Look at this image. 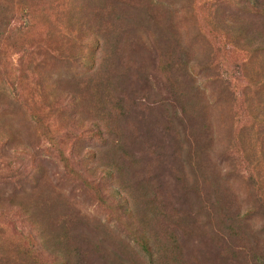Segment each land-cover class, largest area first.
Wrapping results in <instances>:
<instances>
[{
	"label": "trees",
	"instance_id": "1",
	"mask_svg": "<svg viewBox=\"0 0 264 264\" xmlns=\"http://www.w3.org/2000/svg\"><path fill=\"white\" fill-rule=\"evenodd\" d=\"M75 1L67 0L65 10L62 0H0V264H87L83 247L95 249L99 237L96 226L88 228L84 222L76 206L75 189L95 197L103 206L110 199L121 209L125 206L133 224L136 253L143 254L142 264H160L159 257L169 249L155 230V223L164 215L156 166L166 159L174 165L178 161L181 172L187 167L192 178L185 179L184 174L177 180L182 204L201 211L212 199L213 213L218 217L225 213L226 200L221 195L232 193L231 172L212 171L201 161L203 154L207 157L212 150L213 133L200 112L218 99L210 96L211 101L198 102L191 92L203 98L205 91L199 89L193 75L181 78L178 67L171 63L173 48H154L162 58L170 52L160 66L169 97L158 100L166 124V158L158 147L146 152L141 145L139 149L145 152L138 150L140 142H135L133 135L147 137L151 129L144 126L143 113L133 112L135 99H141L132 89L127 90L131 67H121L119 56L121 39H127L129 46L142 44L131 38L137 31L119 27L110 39L102 33L107 26L102 12L108 0H93L100 8L92 15L86 14L90 11L86 5L92 0H80L72 11ZM233 1L242 18L257 27L254 31L245 28L242 33L240 29L238 36L228 38L231 45L250 54L244 73H249L254 58L259 64L255 77L261 80L251 85L256 88L254 93L258 92L245 97L247 115L255 126L257 157L251 142L244 146L241 130L237 131L240 150L235 153L239 159H231L229 170L240 176V170H234L237 165L250 167L243 181L252 198L245 197L242 214L233 213L224 230L229 239L248 241L250 237L264 249V0ZM206 2L209 26L224 34L234 33L231 17L220 10L225 0ZM48 6L55 8V24L44 12ZM160 6L162 10L154 15H148L147 9L142 22L151 21V36L157 31L165 43L175 31L171 21L174 9ZM135 7L139 11L146 8L140 2ZM149 30L147 26L143 32ZM95 47L101 54L100 63H95ZM145 47L148 55L149 47ZM210 66L197 64L200 71ZM85 67L89 72L81 73ZM183 67L186 70L187 64ZM207 76L204 81L214 83L216 75ZM222 83L224 94L234 102L235 92L229 90L228 80ZM13 117L21 118L23 127L11 125ZM41 139L55 153L61 171L52 170V162L38 157ZM197 151L203 154L193 171V157L199 159ZM143 214L148 215L147 221L138 217ZM162 226L170 238L169 246L176 249L162 264H188L174 235L176 229L169 232L164 223Z\"/></svg>",
	"mask_w": 264,
	"mask_h": 264
},
{
	"label": "rangeland",
	"instance_id": "2",
	"mask_svg": "<svg viewBox=\"0 0 264 264\" xmlns=\"http://www.w3.org/2000/svg\"><path fill=\"white\" fill-rule=\"evenodd\" d=\"M54 1L58 2V0ZM79 1L74 2L72 11L75 10L76 3ZM138 2L146 8L139 11L135 7ZM205 3L207 4L206 0H108L102 12L105 17L104 23L107 25L105 32L102 33L112 39L115 33L119 32V27L130 33L137 31L134 34L132 33L133 37L131 38L139 39L142 44L149 47L148 55H146V47H143L142 44L129 46L127 43L125 44L127 39L124 38L120 40L122 43L119 45L121 47L119 54L121 56V67H123L122 64L131 67L128 72L131 86H128L127 90L132 89L131 92L141 99V101L135 99L133 112L143 113V116L146 117L144 126L151 129L147 137L133 135L134 141L140 142L137 147L138 150L151 152L154 147H158L161 149L163 157H165L164 153L166 154V145H168L163 130L166 126L163 109L158 106V100L169 97L166 93L168 84L165 85L162 79L165 73L161 71L160 66L164 65V59H168L167 55L170 52L167 50L163 59L162 54L159 53L160 50L154 48H173L175 52L171 58V63L173 62L175 67H178L181 78L187 73L193 75L199 89L205 91L203 98L199 96V93L191 92V96L195 95L198 102L209 101L210 96H213V99H218L217 102L208 103L205 106L206 110L200 112V116L206 119L208 127L213 133V144L207 157L203 154V151L199 153L197 151L196 156L199 159L196 160L195 156L193 157L195 161L192 169L194 171L198 168L200 156L203 154L201 161L208 164L207 167L212 171L218 169L221 170V174L231 172L228 182L231 186L229 190L232 193L227 197L221 195L226 200L225 213L221 217H218L217 213H213L212 199L209 203L204 204L205 208L200 207L201 211L198 210V206V208L190 207L189 204L186 205V202L182 204L181 184L177 180L184 174L186 175L185 179H191L192 177L188 175L187 167L182 169L183 174H181L180 168L176 166L178 161L174 165L170 161L168 164L165 159L163 163L155 168V173L160 181V199L163 201L161 207L164 214L159 218L158 224L155 223V230L158 237L161 238L160 242L165 243V247L167 245L169 252L159 257L160 261L158 262L162 264L164 260H168L173 256L170 253L176 251L175 248L169 246L170 238L162 226V223H164L169 232L176 229L174 235L178 245L183 249L188 264H264V249L259 247L261 245H254L250 237L247 239L248 241L229 239L227 232L224 230L229 223L226 220H229L233 213L242 214L243 208L246 207L245 197L249 196V189L245 187L243 177L248 174L250 167L243 163L237 165L238 167H235L234 170H240V176H236L235 173L233 174L229 170H231V159L234 162L239 159L235 153V151L240 150L235 136L237 131L241 130L239 136L243 137L244 146L251 142L254 157H257L258 148L256 139L253 136L255 126L250 116L247 115L245 97L246 95L254 96L253 94L258 92L254 93L256 88H252L251 85L254 81L261 80V78L255 77L259 64L254 58L251 59L249 73H244L243 65L248 61L250 54L231 45L228 36H238L240 29V33H242L245 28L254 31L257 25L253 21L242 18L241 11L237 9L233 0H225L221 3L220 10L231 17L234 23L231 29L234 33L224 34V32L209 26L207 13L204 10ZM62 4V8L64 6L67 10V0H62ZM160 4L171 11L174 9L171 21L175 31L173 37L165 43L156 34L159 32L156 31L154 36H151L150 33L154 29L153 26L150 27L151 21L148 23L142 22L147 9L148 15L160 13L163 7ZM86 7L90 9L86 14L99 13L100 6L95 5L93 0ZM54 10L55 8L49 6L48 8L44 7V12L50 15L52 24L57 23L56 17L53 16ZM147 26L150 30L143 32ZM123 42L125 45H122ZM94 49L96 53L94 56L95 63H100L99 48L95 47ZM200 62L211 65V68L200 71L197 68V64H200ZM184 64H187L186 70L183 67ZM87 68H83L81 73L89 72ZM212 74L216 75L213 80L214 83L204 81L208 77L207 75ZM247 75H250L252 79ZM224 79L228 80L229 90L235 92L234 98L236 99H234V102L223 92L224 84L222 80ZM185 91L188 93V90ZM255 99L257 97H254ZM10 123L16 128L24 125L22 119L16 117H13ZM39 144L41 146L37 150L38 157L44 158L47 162H52V166H54V168H51L52 170L61 171L55 153L47 148L48 143L41 139ZM141 145L145 151L139 149ZM175 157L177 159L182 158L178 154H175ZM74 194L77 195L76 206L84 215V222L87 221L88 228L95 225L96 237H99V240L95 239L97 241L95 249L83 247L84 252L87 253L85 256L89 261L87 264H142L143 254L136 253L137 245L134 244L135 237L131 230L133 224L129 219L127 209L125 211V206L121 209L111 199L103 206L98 203L95 197L81 193L76 189ZM251 198L249 196V199ZM217 204L222 205L221 203ZM145 216L148 217L147 214L138 217ZM147 217H145L146 221ZM256 226L259 227V224ZM103 233L106 236H103ZM48 264L50 263L48 262Z\"/></svg>",
	"mask_w": 264,
	"mask_h": 264
}]
</instances>
